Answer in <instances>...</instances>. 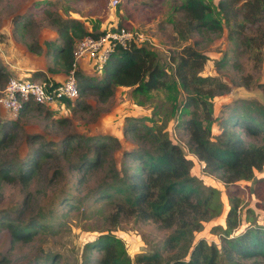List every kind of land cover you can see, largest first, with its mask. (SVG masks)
<instances>
[{
  "label": "rangeland",
  "instance_id": "374dc122",
  "mask_svg": "<svg viewBox=\"0 0 264 264\" xmlns=\"http://www.w3.org/2000/svg\"><path fill=\"white\" fill-rule=\"evenodd\" d=\"M46 1L50 2V12L55 16L76 18L89 30L95 29L96 33L109 30L117 24L119 17L125 16L126 0H120L115 8L110 7V0L105 3L102 0H0V78L1 74L4 76L0 79V90L9 77L30 79L41 71L51 77L48 67L53 66L52 54H47L46 50L47 43L57 39V30L43 12ZM204 1L214 6L217 2ZM181 2L137 0L132 3L137 13L124 27L134 24L132 28L149 38L153 43L151 47L162 51L166 57L188 45L209 56L202 74L216 71L215 75L230 87L229 92L212 99L213 119L205 125L214 135L227 115V105L233 100L256 99L264 105V49L239 48L236 41L227 38L226 29L217 35L207 31L194 32L188 35L187 40H181L175 25L182 18L178 10ZM39 4L43 6L38 8ZM31 47L34 52L29 50ZM220 63L223 64L218 69ZM79 72L88 76L100 75L94 74L86 65ZM45 73L38 75L37 79L45 80ZM56 74L66 76L63 72ZM239 88H243L246 96H240ZM184 100L185 94L169 70L166 86L159 90L139 93L132 88L117 86L114 95L104 102L98 100L94 91H89L76 102L64 103L61 108L49 110L34 106L27 110L19 120L15 139L0 148V164L12 166L17 160H25L32 145L27 140L31 133L42 136L39 143L51 142L55 155L41 161L27 187L23 188L19 182L2 183L0 221L1 217L15 214L24 205V220L35 219L39 227L32 233L31 240L12 244L7 228L0 222L1 264H99L102 251L87 249V245L106 233L119 238L132 264L138 256L153 253L160 255L163 262L186 259L200 240L220 249L219 230L225 228L226 213L231 206L230 194L239 200L240 217V225L231 236L252 224H264V210L256 208L251 194L253 181L240 180L227 185L204 169V164L189 153L186 134L175 129L178 121L192 109H183ZM0 114L8 118L1 107ZM128 118L140 121H136L140 131L145 125L153 131L161 127L192 160L190 174L201 190H217L220 212L203 222L200 230L189 228L181 232L178 224L167 226L160 220L142 219L137 213L118 214L116 203L117 200L121 202L120 197L98 199V188L110 182V166L120 167L121 152L143 144L133 135L125 134ZM62 120L66 122H59ZM234 130L242 134L248 144H264V138L246 136L239 128ZM71 135H109L116 138L119 145L112 149L105 167L84 172L77 167L83 148L76 146L65 158L58 151L62 139ZM256 176H264V168ZM214 228L219 230L213 231ZM218 256L219 264H227L220 254ZM251 262L240 261L241 264Z\"/></svg>",
  "mask_w": 264,
  "mask_h": 264
},
{
  "label": "trees",
  "instance_id": "16d2710c",
  "mask_svg": "<svg viewBox=\"0 0 264 264\" xmlns=\"http://www.w3.org/2000/svg\"><path fill=\"white\" fill-rule=\"evenodd\" d=\"M105 1L102 0V3ZM134 2L137 0H126L123 11L127 18L119 17L118 27L128 26L135 17L137 9L135 5L132 6ZM45 3L47 5L43 12L50 17L57 30V39L47 43L46 53L52 54L53 61L48 71L51 74H68L74 62L75 44L87 35L98 36L103 32L89 30L76 18L55 16L50 12V2ZM42 6L39 4L38 8ZM213 6L204 0H182L178 6L182 18L175 23L181 40H187L188 35L194 32L207 31L217 35L226 29L227 38L236 41L239 48L264 49V0H217L214 6L216 11ZM29 50L34 52L32 47ZM208 61L209 56L205 52L189 45L168 57L148 42L141 45L132 43L128 49L117 47L99 76L76 72L79 95L74 102L89 91H94L98 100L104 102L114 95L117 86L132 88L139 93L159 90L166 86L170 70L185 94L183 109L192 108L175 126V129L183 130L186 134L189 153L204 164V169L217 175L227 185L240 180L253 181L251 194L255 206L264 210V176H256L264 168V144H248L242 134L234 130L239 128L246 136L264 138V105L256 99L233 100L232 104L227 105L228 112L218 132L212 135L205 125V122L213 119L212 99L229 92L230 87L215 75L216 71L212 75L202 74ZM221 64H218V69H221ZM41 72L30 79L43 76L45 72ZM1 78L4 79L2 74ZM49 80L58 83L53 78L45 77V81ZM61 102L69 104L71 101L64 98ZM34 106L43 107L33 102L25 103L14 120L0 114V148L15 139L19 120ZM136 121L140 122L128 118L124 132L133 135L143 144L121 152L123 159L120 167L114 164L110 166V182L98 188V199L114 200L120 197L121 202L117 200L116 203L118 214L137 213L142 219L160 220L167 226L178 224V228H182L181 232L189 228L200 230L203 222L220 212L217 190H201L190 174L192 160L177 143L171 141L161 127L153 131L145 125L144 130L140 131ZM40 139V134L31 133L27 137L32 144L27 153L29 155H24L27 158L17 160L12 166L0 164V189L2 183L19 182L23 188L27 187L41 161L55 155L52 143H39ZM118 145V140L109 135H71L62 139L58 151L65 158L69 157L76 146L83 148L77 167L87 172L105 167L112 149ZM229 197L231 206L226 213L225 228L213 229L220 231V249L213 244L205 245L200 240L194 244L186 259L163 262L160 255L153 253L138 256L135 264H219V254L227 264H241V260H252L250 264H264V224H252L231 236L240 225V217L238 198L233 194ZM25 213V206L22 205L15 214L1 217L0 222L7 228L12 244L31 240L32 233L39 227L35 219L25 221ZM91 248L102 251L99 264H132L123 243L114 234L100 235L87 245V249Z\"/></svg>",
  "mask_w": 264,
  "mask_h": 264
},
{
  "label": "built area",
  "instance_id": "2783aa9c",
  "mask_svg": "<svg viewBox=\"0 0 264 264\" xmlns=\"http://www.w3.org/2000/svg\"><path fill=\"white\" fill-rule=\"evenodd\" d=\"M120 0H110V7L115 8ZM131 25V24H130ZM98 36L87 35L79 40L74 47V62L71 70L61 80L19 79L9 77L3 89L0 90V107L11 119H16L25 103L33 102L48 109L64 107L62 99L74 101L78 95L76 72L84 65L90 67L95 74H101L104 66L117 47L128 49L132 43L136 45L148 42L153 45L143 33L131 27H114L102 30Z\"/></svg>",
  "mask_w": 264,
  "mask_h": 264
},
{
  "label": "crops",
  "instance_id": "0c3cea01",
  "mask_svg": "<svg viewBox=\"0 0 264 264\" xmlns=\"http://www.w3.org/2000/svg\"><path fill=\"white\" fill-rule=\"evenodd\" d=\"M124 17H126L127 18V16L125 15ZM134 24H132V26H133ZM134 27V26H133ZM46 74V77H49V73H45ZM50 75H51V77L53 78V79H55V80H57V81H61L63 78H64V76L63 75H60V74H51L50 73ZM51 77H49V78H51Z\"/></svg>",
  "mask_w": 264,
  "mask_h": 264
},
{
  "label": "water",
  "instance_id": "95a60500",
  "mask_svg": "<svg viewBox=\"0 0 264 264\" xmlns=\"http://www.w3.org/2000/svg\"><path fill=\"white\" fill-rule=\"evenodd\" d=\"M241 93V97H244V96H246L245 94H247V93H245L244 92V90H243V88H239V94Z\"/></svg>",
  "mask_w": 264,
  "mask_h": 264
}]
</instances>
